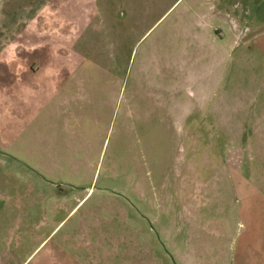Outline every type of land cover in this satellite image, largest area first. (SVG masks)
Segmentation results:
<instances>
[{
  "label": "rangeland",
  "instance_id": "374dc122",
  "mask_svg": "<svg viewBox=\"0 0 264 264\" xmlns=\"http://www.w3.org/2000/svg\"><path fill=\"white\" fill-rule=\"evenodd\" d=\"M227 1L0 0V244L22 256L65 214L31 199L42 175L96 184L51 240L91 206L99 262H167L173 225L264 264V0H232L234 41Z\"/></svg>",
  "mask_w": 264,
  "mask_h": 264
},
{
  "label": "crops",
  "instance_id": "0c3cea01",
  "mask_svg": "<svg viewBox=\"0 0 264 264\" xmlns=\"http://www.w3.org/2000/svg\"><path fill=\"white\" fill-rule=\"evenodd\" d=\"M225 4L230 12L225 11L221 13L222 28L224 29L226 38L234 41L235 37L247 30L246 27L243 30L240 29L238 22L243 16V11L241 10L238 12L236 16V11L233 12V9L238 7L237 2L233 3L232 0H229L225 2ZM203 16L204 18L206 17L205 14H203ZM200 26L202 28V35L216 39L211 32L212 28L209 27L208 24L205 25L203 23ZM196 36V34H193L192 38L195 39ZM191 42L193 41L191 40ZM258 42L264 45V40H258ZM44 74L51 76V72L47 71L45 68L42 71H32L29 69L25 74L26 80L21 89L27 102L30 97L34 98L43 90L44 86L38 78L41 75L44 76ZM23 76L24 75L21 77L22 79ZM21 81L23 82V80ZM18 83L16 85H18ZM185 89L189 93H193L189 85H187ZM191 113V111H188L185 118L188 119ZM11 115L12 112L10 110L8 116ZM33 172L36 174V171ZM37 179L38 182L31 186V191L33 192L31 199L35 202L34 194L36 189L39 190L37 193L38 197L48 201L49 199L56 198H50L49 196L65 195L62 196L66 198L64 202L54 203L51 200V205H55L56 208L51 212L53 213L52 216L57 219V211L65 210V214L62 218L58 219L55 226L43 236L38 244L28 248L26 252L22 251V256L18 255V247L0 244V264H116L114 261V263H106L103 260L99 262L97 255L98 250L93 247L96 245L92 244L93 240H91L94 234L93 226L96 225L97 222V217H94V210L91 206L86 209L87 212L84 215L86 223L83 225L85 227H83L80 219H75L72 221L69 229L61 233L55 240H51L62 227H60L57 232H55V230L69 216H74L78 212L79 207L88 199L89 194L95 191L96 184L93 185V182L82 184L74 181L49 180V178L42 175H38ZM62 213L63 212H61V214ZM138 215L145 221L147 220L148 215L146 213L138 212ZM170 220L172 222L173 218H170ZM65 223L62 226H64ZM160 231L163 232L162 234L169 235L171 238V247L168 251L164 252V254L168 255L171 259L169 261L166 260L167 262L160 261L156 264H229L224 248L221 245L213 246L209 241L207 244H192V239L190 237L191 232L187 227L175 228L171 225L170 230L161 227ZM144 233H146V230H144ZM180 235H182V243H179V240H177V237ZM84 236H86L87 239L83 238Z\"/></svg>",
  "mask_w": 264,
  "mask_h": 264
}]
</instances>
